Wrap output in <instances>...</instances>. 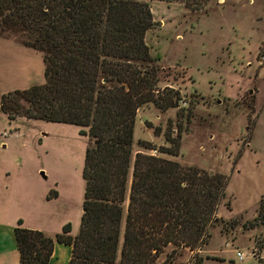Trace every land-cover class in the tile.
<instances>
[{
	"label": "trees",
	"instance_id": "trees-1",
	"mask_svg": "<svg viewBox=\"0 0 264 264\" xmlns=\"http://www.w3.org/2000/svg\"><path fill=\"white\" fill-rule=\"evenodd\" d=\"M162 1L207 13L217 0ZM154 22L148 0H0V35L40 53L45 78L3 94L1 109L10 118L76 124L91 140L77 234L69 222L50 236L19 219L21 264L48 263L56 242L71 245L69 264H174L187 250L182 264H202L198 250L228 177L167 157L179 148L168 134L175 149L139 139L134 150L140 108L164 111L181 99L146 42Z\"/></svg>",
	"mask_w": 264,
	"mask_h": 264
},
{
	"label": "rangeland",
	"instance_id": "rangeland-1",
	"mask_svg": "<svg viewBox=\"0 0 264 264\" xmlns=\"http://www.w3.org/2000/svg\"><path fill=\"white\" fill-rule=\"evenodd\" d=\"M148 1L155 22L146 42L181 99L164 111L140 108L134 150L139 139L173 149L178 141L177 155L167 157L226 175L216 220L198 250L202 264H264V0H217L207 13ZM43 71L40 53L0 35V101L10 90L43 82ZM90 141L76 124L10 118L0 104V264H21L14 234L19 219L50 236L69 222L77 234Z\"/></svg>",
	"mask_w": 264,
	"mask_h": 264
},
{
	"label": "crops",
	"instance_id": "crops-1",
	"mask_svg": "<svg viewBox=\"0 0 264 264\" xmlns=\"http://www.w3.org/2000/svg\"><path fill=\"white\" fill-rule=\"evenodd\" d=\"M71 253V245L56 242L51 258L46 264H69Z\"/></svg>",
	"mask_w": 264,
	"mask_h": 264
},
{
	"label": "built area",
	"instance_id": "built-area-1",
	"mask_svg": "<svg viewBox=\"0 0 264 264\" xmlns=\"http://www.w3.org/2000/svg\"><path fill=\"white\" fill-rule=\"evenodd\" d=\"M153 153H155V150H153ZM237 256L239 259H244L246 255L243 251L237 250Z\"/></svg>",
	"mask_w": 264,
	"mask_h": 264
},
{
	"label": "water",
	"instance_id": "water-1",
	"mask_svg": "<svg viewBox=\"0 0 264 264\" xmlns=\"http://www.w3.org/2000/svg\"><path fill=\"white\" fill-rule=\"evenodd\" d=\"M95 142H97V141H95ZM85 210V209H84Z\"/></svg>",
	"mask_w": 264,
	"mask_h": 264
}]
</instances>
